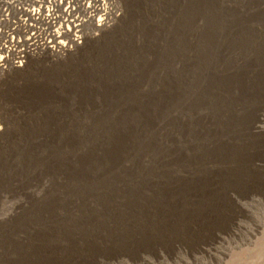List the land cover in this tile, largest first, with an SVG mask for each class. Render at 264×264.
Wrapping results in <instances>:
<instances>
[{"label": "rangeland", "instance_id": "1", "mask_svg": "<svg viewBox=\"0 0 264 264\" xmlns=\"http://www.w3.org/2000/svg\"><path fill=\"white\" fill-rule=\"evenodd\" d=\"M10 2L0 264H264V0H111L53 55Z\"/></svg>", "mask_w": 264, "mask_h": 264}, {"label": "bare ground", "instance_id": "2", "mask_svg": "<svg viewBox=\"0 0 264 264\" xmlns=\"http://www.w3.org/2000/svg\"><path fill=\"white\" fill-rule=\"evenodd\" d=\"M27 3L23 0H11L10 3L4 5L6 8L2 10L4 14L9 9L18 8L24 13V16H27V19L25 17L20 21L24 27L28 28V31H35L27 39L31 41L28 43L30 51H25L27 55L37 48L47 50V55L49 53L53 55L59 51H70L73 45L81 42L82 34L80 32L86 25L90 34H93L95 26L97 29L108 27L113 14L111 0H33ZM200 3H208V0H195V4ZM18 5L22 6L18 7ZM2 13L1 15H3ZM29 21L30 23H28ZM37 24L46 26L44 32H41L42 34L39 33ZM9 35L7 34L6 37ZM14 38L11 36V43L17 42ZM10 50L9 45L0 46V53ZM17 53L18 56L12 62L0 54V68L5 69L3 64L6 62H10L16 67L22 66L25 56L20 52ZM256 127L261 129V127ZM3 135L4 132L0 131V137Z\"/></svg>", "mask_w": 264, "mask_h": 264}]
</instances>
